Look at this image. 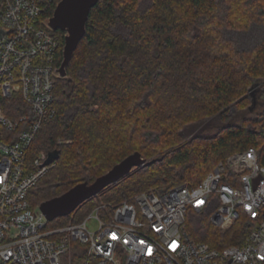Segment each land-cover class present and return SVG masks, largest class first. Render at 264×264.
<instances>
[{"label": "trees", "instance_id": "obj_1", "mask_svg": "<svg viewBox=\"0 0 264 264\" xmlns=\"http://www.w3.org/2000/svg\"><path fill=\"white\" fill-rule=\"evenodd\" d=\"M59 1L47 4L45 18ZM55 34L60 64L65 33ZM261 78L264 0H98L66 76L55 79L56 114L42 124L27 151V163L40 149L59 152L39 187L30 191L31 205L39 206L79 182L91 183L133 152L148 160L165 144L178 142L183 125L227 111ZM262 95L264 103V89ZM9 106L5 110L12 118L28 112L20 100ZM242 122L226 126L214 139L198 141L199 150L184 143L171 147L167 156L152 158L150 165L134 168L80 204L72 221L84 220L85 213L101 204H117L150 188L196 184L235 151L255 148L264 164V117ZM209 217L187 219L194 240L224 246L237 242L232 235L245 232L244 218L221 233ZM70 220L55 218L47 227Z\"/></svg>", "mask_w": 264, "mask_h": 264}, {"label": "built area", "instance_id": "obj_2", "mask_svg": "<svg viewBox=\"0 0 264 264\" xmlns=\"http://www.w3.org/2000/svg\"><path fill=\"white\" fill-rule=\"evenodd\" d=\"M53 1L0 0V264H264V164L252 147L233 152L196 184L150 188L101 204L79 222L72 221L75 210L66 225L47 229L50 221L29 193L55 161L45 164L47 151L30 163L26 156L56 114L60 44L43 16ZM19 100L28 112L12 118L5 109ZM205 214L221 233L244 218L245 232L224 246L196 241L187 219Z\"/></svg>", "mask_w": 264, "mask_h": 264}, {"label": "water", "instance_id": "obj_3", "mask_svg": "<svg viewBox=\"0 0 264 264\" xmlns=\"http://www.w3.org/2000/svg\"><path fill=\"white\" fill-rule=\"evenodd\" d=\"M97 2L98 0H60L52 16L46 19L47 24L53 30H62L65 33L62 61L57 69L60 77L66 76V67L85 34L89 11ZM3 33V29H0V38ZM58 157L57 150L49 151L45 164L55 161ZM153 162V159L146 160L138 151L133 152L113 165L107 172L96 177L91 183L79 182L63 194L41 202L38 207L48 221L68 216L84 201L97 195L108 185L119 181L133 168L148 166Z\"/></svg>", "mask_w": 264, "mask_h": 264}, {"label": "rangeland", "instance_id": "obj_4", "mask_svg": "<svg viewBox=\"0 0 264 264\" xmlns=\"http://www.w3.org/2000/svg\"><path fill=\"white\" fill-rule=\"evenodd\" d=\"M263 89L264 78H261L256 82L253 81V85H249L248 89L228 107L227 111H223L221 113H213L208 116L204 115L203 117H198L195 119L193 118L194 120L186 123L179 130L181 139L178 142H176L172 146H170L169 144H165L164 146H162V148L156 151V153L152 154L150 157H147V159L150 160L152 158L167 156L170 153V150L173 149L171 147H177L183 145L184 143H187V145H192L193 149L199 150V146L201 145L197 144L198 141L202 140V142H204L207 139H214L218 137L226 126H241L243 124L242 121L245 119H260L264 117V103L262 95ZM92 108H96V105ZM245 124H248V122L245 121ZM259 125L260 124H257V127H260ZM44 151L45 149H40L37 154ZM37 187H39V185ZM34 191L36 190H32L33 193ZM30 200L32 204L35 205L33 196ZM91 213L92 211L85 213L83 218L85 219L89 217ZM189 217L197 216L190 215L188 216V218ZM58 218L60 217H57L56 219ZM87 225L90 229H95V219L89 218L87 220ZM52 228L53 227H47V229Z\"/></svg>", "mask_w": 264, "mask_h": 264}, {"label": "snow or ice", "instance_id": "obj_5", "mask_svg": "<svg viewBox=\"0 0 264 264\" xmlns=\"http://www.w3.org/2000/svg\"><path fill=\"white\" fill-rule=\"evenodd\" d=\"M200 203H202V201H201ZM112 239H114V240H115V239H118V237H116V235H115V234H113V235H112ZM124 243H126V244H127V243H128V241H127V240H125V241H124ZM140 243H141V244H143V243H144V241H140ZM177 246H178V245H176V242H173V244H172V245H170V247H172V248H173V250H175V248H176ZM151 252H152V249H151L150 247H148V248H147V253H148L149 255H151Z\"/></svg>", "mask_w": 264, "mask_h": 264}]
</instances>
